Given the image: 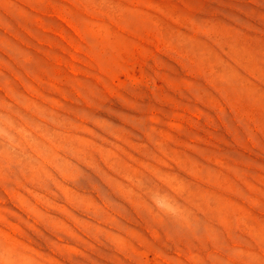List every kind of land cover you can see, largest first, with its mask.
Returning a JSON list of instances; mask_svg holds the SVG:
<instances>
[{"label":"rangeland","instance_id":"rangeland-1","mask_svg":"<svg viewBox=\"0 0 264 264\" xmlns=\"http://www.w3.org/2000/svg\"><path fill=\"white\" fill-rule=\"evenodd\" d=\"M0 95V264H264V0H0Z\"/></svg>","mask_w":264,"mask_h":264},{"label":"bare ground","instance_id":"bare-ground-1","mask_svg":"<svg viewBox=\"0 0 264 264\" xmlns=\"http://www.w3.org/2000/svg\"><path fill=\"white\" fill-rule=\"evenodd\" d=\"M1 95H0V108L4 110H8L9 105L6 104ZM11 114H5L0 113V138L8 140L9 138L12 139L15 142H23L24 139L27 138V136L30 134L28 127L29 124L25 122L24 117H20V120L15 119V112L11 111L9 112ZM20 116V115H19ZM28 146H23L26 150L32 149V150H38L40 148V142L37 141V139L34 137L32 141L27 140ZM196 173H200V171L195 170ZM210 181L213 180L215 182L221 181V178L219 175L212 176L209 174ZM161 202L170 206L168 199L163 198L161 199ZM19 258H22V256H19ZM18 258V260H19ZM17 259L12 258L13 262H18Z\"/></svg>","mask_w":264,"mask_h":264}]
</instances>
